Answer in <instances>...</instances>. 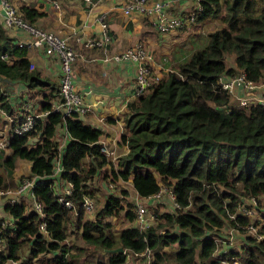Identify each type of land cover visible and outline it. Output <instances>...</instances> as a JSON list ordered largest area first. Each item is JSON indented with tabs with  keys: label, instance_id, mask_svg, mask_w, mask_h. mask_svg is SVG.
<instances>
[{
	"label": "trees",
	"instance_id": "1",
	"mask_svg": "<svg viewBox=\"0 0 264 264\" xmlns=\"http://www.w3.org/2000/svg\"><path fill=\"white\" fill-rule=\"evenodd\" d=\"M198 3L189 23L217 19L222 26L208 31L203 39L194 40L190 35L187 43L203 40V45L188 54L180 50V58L173 52L178 71L169 70L147 93L126 103L123 124L127 131L120 134V140L128 150L117 157L115 167L101 152V128L51 110V100L58 93L55 86L49 84L50 92L43 95L39 111L49 112L37 119L36 130L10 134L15 121L9 122L5 147L0 148V189L13 185L16 160H28L30 177L36 176L32 191L42 202L44 217L33 208L26 209L24 201L4 203V211L14 221L2 229L0 264L17 260L22 253L25 264L42 253L51 254V264H125L127 251L136 254L146 249L151 251L152 264L169 258L176 264H221L220 257L227 254L239 256L243 264H264V206L255 205L261 211L260 220L232 216L244 198L264 196V104L237 105L236 97L218 82L219 77L229 80L242 74L254 84L255 96H264V84L256 86L264 83V0ZM19 11L30 22L39 15L26 5ZM26 55V46L13 44L0 28V109L14 120H20V115L13 112L9 86L23 82L28 89L41 88L47 81L29 68ZM235 93H243L242 84ZM60 128L68 136L60 152L59 176L73 183L66 197L73 201L75 210L58 201L50 176L57 154L55 135ZM33 137L41 142L29 147ZM5 149L10 152L5 154ZM106 164L112 165V180L130 182L133 200L131 197L123 203L109 192L93 217L85 219L93 209L85 211L84 199L89 196L95 203V196L103 193L92 183ZM163 184L167 189L154 203L168 204L170 209L154 210L153 221L136 224L134 196L143 200ZM121 194L126 196L128 191L122 189ZM121 211L129 223L117 230L104 217ZM42 221L44 232L38 228ZM250 222L258 226L263 237L247 234L242 253L215 252L216 230L228 225L243 231ZM76 235L84 243L70 242ZM119 246L121 251L112 250ZM168 247H173L169 257Z\"/></svg>",
	"mask_w": 264,
	"mask_h": 264
},
{
	"label": "crops",
	"instance_id": "2",
	"mask_svg": "<svg viewBox=\"0 0 264 264\" xmlns=\"http://www.w3.org/2000/svg\"><path fill=\"white\" fill-rule=\"evenodd\" d=\"M9 1L19 10L23 5L36 9L39 15L33 21L34 24L45 30L53 31L59 36L68 37L69 44L79 52L80 55L72 66L73 83L82 92L84 100L91 104V111L86 114L84 122L103 130L100 141L113 151L108 159L114 164L115 161L117 162V157L128 150L127 145L121 143L120 134L127 131L123 124V118L126 113V103L133 98L132 88L137 65L135 60L131 58L117 62L104 58L141 41L156 54L154 65H157V68L162 67V69L166 68L167 70V67H164L167 65L165 62L167 60L165 53L167 52V45L174 42L176 37L173 36H177L182 31L179 28L182 27L166 32L158 31L155 26V16L137 12L126 14L123 11V5L130 0H91V2L85 0ZM161 2L162 10L172 17H185L198 5V0H177L173 4H167L165 0H161ZM3 13L0 0V28L4 29L7 35L13 39V44L17 45L18 41H23V45L27 48L26 57L32 65V68L30 65L29 68L35 69L40 78L47 80L43 87L32 89H28L23 82L13 83L9 86L12 91L10 95L12 97H10L11 104L13 105V102L16 101L21 102L23 99L26 100L22 104L25 101L33 103L31 99L27 98L28 94L38 90V93H43L38 96L39 99L36 101L40 107L44 100V93L50 92L49 84L55 86L56 90L58 89L62 73L59 59L54 52L46 53L43 48L30 44L29 35L25 30H21L17 26L8 28L3 21ZM103 28L110 37V41L105 44L103 49L96 46H86L85 41L89 38L97 39L100 37L103 34ZM184 33L186 34V31L182 34ZM163 34H165L164 37ZM9 58L8 56L7 59ZM163 58H165L164 61ZM238 88H240L239 85ZM18 112L20 113V111ZM110 144H113V147H110ZM106 166L109 167V164ZM16 175L15 170L13 176L16 178ZM97 180H99L98 177L95 181ZM99 184L104 189V181L99 180ZM95 186L98 188L96 184ZM28 199L31 202L29 207L33 208L32 199L30 197ZM4 203L5 200L0 195V215L2 217L7 214L3 209ZM6 219L11 223L14 221L11 217ZM232 247L233 245H226L217 252L225 253L229 250H235Z\"/></svg>",
	"mask_w": 264,
	"mask_h": 264
},
{
	"label": "built area",
	"instance_id": "3",
	"mask_svg": "<svg viewBox=\"0 0 264 264\" xmlns=\"http://www.w3.org/2000/svg\"><path fill=\"white\" fill-rule=\"evenodd\" d=\"M91 2V0H85ZM177 0H165V3L167 4H173ZM1 5L3 8V21L5 25L8 28H11L13 26L19 27L21 30H25L29 35V42L35 47L43 48L46 53H55L59 59L60 66H61V77L58 84V93L55 98V100H51L53 111H60L64 116H70L73 115L81 120L84 121V118L86 114L91 111V104H88L84 98L82 92H80L73 83V63L78 59L79 52L73 48L69 42L68 37L59 36L57 33L49 30H45L38 25L34 24V22H30L28 19L23 17V15L20 13L19 9L15 7L9 0H1ZM162 2L161 0H130L126 2L123 5V11L126 14H130L133 12L141 13L143 15H153L156 17L155 19V26L158 29V31H170L173 29H176L178 27H181L184 23L187 21L191 22L194 19V11L191 10L185 17L179 16V17H172L168 15L166 12L162 10ZM199 7L198 5L195 7ZM104 26V24H103ZM105 27V26H104ZM110 41V37L104 32L103 28V34L96 38H89L85 41L86 46H96L98 48L103 49L105 44ZM18 45H23V41H18ZM7 59V56H5ZM133 59L136 62L137 69H136V75L134 78V85L132 89V97L139 96L144 93H147L151 86L157 82L160 79V76L157 74V65H154L156 54L154 51L146 46L141 41L133 43V45L127 47L126 49L122 50L121 52H118L116 54L110 55L105 57V60H111L114 62H117L118 60H124V59ZM165 60V58H163ZM32 68V65L29 63ZM167 70H171L170 68H167ZM219 84L222 88L228 90L234 97H236L237 105L245 106L253 102H260L264 104V98L263 97H257L253 93L254 90V84L251 81H247L244 79V76L237 75L229 80H223L221 77H219ZM242 84L243 86V93L236 94L235 90H239L238 85L240 86ZM29 102L25 101L24 106L22 107V110L20 111L19 119L20 120H14L10 119V124L15 121V124L13 125L11 129V133H19L23 134L27 131H30L32 129H35V124L37 119L40 117L44 118L46 117V114L49 112V110L45 111H35L33 109H30ZM18 118V116H17ZM103 120V119H101ZM18 121V122H17ZM5 131L6 134L3 132ZM7 130L4 126H1L0 128V148H4L6 144V135ZM62 136L63 141H58L57 143V154L53 158L52 163V172L50 176L54 179V186L55 189H57V199L61 203L65 204V206L69 207L70 209L75 210V205L73 201L66 196L72 191L73 183L69 180L60 178L59 174L62 171V165H61V155L60 152L62 150V147L65 143V140L67 139V133L64 130V128H60L55 136ZM33 137L29 141V147L34 146L37 143H40V138ZM101 146V152L105 156H110L113 154V151L109 149V147L103 143ZM36 176L31 175V177H25L22 178L19 185L14 188H2L0 189V195L4 198L5 203H16L18 202L19 197H23L26 195V197H30L33 201V209H35L41 218L44 217L43 212V205L41 201H38L35 199L32 188L34 187L36 183ZM166 189L161 187L157 192L154 194L147 196L142 201L144 203L139 202L141 200H137L136 202V215H137V221L139 225H145L148 224L150 221H153L155 219V214L148 213V205L156 200L160 199L161 196L165 193ZM170 198L173 200L174 195L173 193L168 190ZM242 206L240 208V211L237 214H242L246 217H252L255 212V205L257 204V198L255 197H248L244 198V202H241ZM83 207L85 211H90L95 207V203L93 198L86 196L83 202ZM237 214H233L232 216H235ZM148 218H151L149 220ZM12 224L9 220L6 221L3 219V217H0V247L3 245V239H2V229L6 227L7 225ZM38 228L40 231H45V222L42 221L39 223ZM238 229L237 227H232ZM244 229L248 228L247 230L250 232L256 231V238L263 237L262 234L258 231V226L252 222H250L247 225L243 226ZM241 230V229H238ZM216 236V242L218 245V233ZM232 235L229 236L231 239ZM217 252V249L215 251ZM137 254V253H136ZM140 256L143 258V264H152V254L149 249H146L145 251L139 253ZM219 254V253H218ZM220 263L221 264H239L238 258L235 255H224L220 257Z\"/></svg>",
	"mask_w": 264,
	"mask_h": 264
},
{
	"label": "rangeland",
	"instance_id": "4",
	"mask_svg": "<svg viewBox=\"0 0 264 264\" xmlns=\"http://www.w3.org/2000/svg\"><path fill=\"white\" fill-rule=\"evenodd\" d=\"M186 24H188V25H186V27H184L182 29L179 28L182 31L177 36H173L176 38L174 39V42L168 43L167 48H166L167 52H165L166 53V59H167V61H166L167 65H164V64L163 65H164V67L170 68L171 70L173 69V71H175V72L178 71V68L176 66V63H174L175 58H173V56H172L173 52L177 51L178 58H180V56H179L181 54L180 50H182L183 53L188 54L194 48L199 47L200 45H203L202 44L203 40H202V42L197 41L196 44L187 43L190 40V35H194V40H197L199 38L203 39L206 36V33L208 31L214 30L215 28L222 26L221 22L217 19H208V20H205L201 23L195 22V21L193 23H189V21H187ZM184 31H186V34L185 33L182 34ZM198 34L200 35V37ZM164 35L165 34H163V37H164ZM163 44H165V43H163ZM230 60H231V58H230ZM156 70H157V74L160 77L162 75H165L167 72H169L166 70V68L162 69V67H159ZM258 84L259 85L256 84V86L259 88L260 86H263L264 83H258ZM263 88H264V86H263ZM263 88L259 89V94L263 93V91H260V90H263ZM45 90H47V89H45ZM41 93L42 92H39V93L35 92V93H29L28 94L27 98L31 99L33 101V103L31 102V104H29V106H28L30 109H33L35 111L38 110L39 105L36 103V101H38V99H39L38 96H41ZM261 97H264V96H261ZM24 100H26V99H23L21 102H18V101L13 102L14 103L13 104V108H14L13 112L15 111L16 113H19L18 111L22 110V107L24 106L22 104V102ZM234 101L236 102L235 99H234ZM5 119L8 121L4 122ZM10 119H12L11 115H7L2 109H0V128H1V126H4L7 129V126H9ZM3 133L6 134L5 131ZM56 139L59 141H63V137L60 135L56 136ZM110 147H113V144H110ZM4 152H5V154H8L10 151H9V149H5ZM115 163H116V161H115ZM114 167H115V165H114ZM111 168H112V165H109V167L105 166L104 168H102L100 170V175L98 176V178L100 181H104V189L100 186L99 180L93 181L92 185L96 184L98 186V188H100L103 193H98L95 196V200H96L95 201V207L93 208V210L91 212H89V214H85V219H91L93 217L95 210L100 207L104 196L106 194H108L109 192L113 193L115 195H118L119 198H121V202H123V203H126L128 201V199H131V197L133 200V192H131L132 188H131L130 182L119 180V179L112 180L111 179L112 178L111 173H110ZM15 170H16L17 175H16V178L14 176L12 177L13 185L8 186L6 188L14 189L19 185L22 178L30 177V162L26 159H20L19 158L18 161L16 162V168L14 169V171ZM105 184H107V185H105ZM93 187L96 188V186H93ZM161 187L167 189L165 184H163ZM122 189H126L128 191V194L126 196L121 194ZM130 194H131V196H130ZM18 200L24 201V203H26V209L30 208L29 206L31 205V202H30V199H28V196L26 197V195H24L23 197H19ZM136 202H137V198H135V196H134V203L136 204ZM139 202L144 203V201H142V200ZM257 204H258L259 208H260V206H264V196H261L257 200ZM241 206H242V203L239 204V206L237 207L234 214H237L240 211ZM127 208H128V206H127ZM165 208L170 209V206L168 204H166V205L161 204L160 202H158V203L153 202L152 204L150 203L147 207L148 213H152V214H154V212H155L154 210H158L160 212V211H163ZM261 209H264V208L261 207ZM133 210L136 211L135 206L133 207ZM260 213H261L260 210L255 209V212H254L253 216L250 217V220L251 221H254V220L256 221L258 219L260 220ZM10 217L11 216L8 214L3 215V219L10 218ZM104 218L106 220H109L110 222H112V224L115 226V228L117 230L121 229L123 226H125L129 223V219L125 215L124 211H121L119 213V215H117V216H106ZM148 219L151 220V218H148ZM135 223L139 225L138 222H135ZM247 229L248 228L241 231V230H238L235 228H231V226L224 225L219 230H216L218 233V239H219L218 245L216 248L217 251L222 250L226 245H231V246L233 245L232 248L235 249L234 251L238 252L241 250L240 252L242 253L243 250L241 249V246H242V244L244 245L243 242H244V239L247 236V234H251L256 238V236H255L256 231L250 232ZM230 235H232L231 239L229 238ZM76 241L84 243L81 240V238H79V236H77V235L71 236L70 242H76ZM3 248H4V241H3V245L0 247V250H2ZM165 250L168 252V254H169L168 257H169L170 253L173 250V247L165 248ZM127 253H128V256H127V260H126L125 264H143V258H142V256H140L139 253L130 254L128 251H127ZM50 256H51V254L42 253V254L38 255L36 258H34L33 261L29 264H51L48 262ZM24 258H26V255H25V253H22V256L19 259L7 260L4 262V264H25ZM237 258H238L239 264H243L242 259L239 256H237ZM90 259H92V258L88 257V260H90ZM162 264H176V263L172 260V258H169Z\"/></svg>",
	"mask_w": 264,
	"mask_h": 264
},
{
	"label": "water",
	"instance_id": "5",
	"mask_svg": "<svg viewBox=\"0 0 264 264\" xmlns=\"http://www.w3.org/2000/svg\"><path fill=\"white\" fill-rule=\"evenodd\" d=\"M0 79H1V77H0ZM112 250H113V251H121V250H122V247L119 246V247H117V248H113Z\"/></svg>",
	"mask_w": 264,
	"mask_h": 264
}]
</instances>
